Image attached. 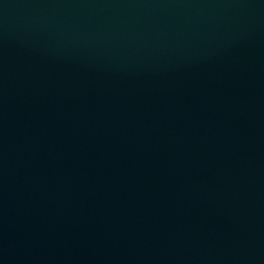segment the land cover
Here are the masks:
<instances>
[{
	"label": "water",
	"instance_id": "95a60500",
	"mask_svg": "<svg viewBox=\"0 0 264 264\" xmlns=\"http://www.w3.org/2000/svg\"><path fill=\"white\" fill-rule=\"evenodd\" d=\"M0 264H264V0H0Z\"/></svg>",
	"mask_w": 264,
	"mask_h": 264
}]
</instances>
